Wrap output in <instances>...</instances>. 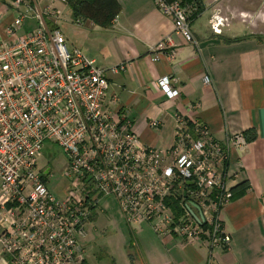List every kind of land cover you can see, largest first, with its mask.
<instances>
[{
    "label": "built area",
    "instance_id": "1",
    "mask_svg": "<svg viewBox=\"0 0 264 264\" xmlns=\"http://www.w3.org/2000/svg\"><path fill=\"white\" fill-rule=\"evenodd\" d=\"M55 1L68 5V0H50L40 10L30 0H0L7 13L20 12L0 36L2 251L15 264H90L86 227L109 197L117 200L129 225L148 223L160 237L229 247L232 236L221 216L232 199L227 164L234 150L247 146L244 134L221 141L206 124L178 116L171 148L143 144L129 114L110 106V99L118 105V97L109 93L108 69L68 44ZM154 2L173 19L174 34L197 43L194 5ZM27 18L36 26L20 34ZM163 45L176 47L171 36ZM153 53L158 61L159 48ZM125 68L121 64L113 71ZM158 84L169 98L180 95L168 76ZM47 144L67 156L73 186L62 197L50 189V169L39 167Z\"/></svg>",
    "mask_w": 264,
    "mask_h": 264
},
{
    "label": "crops",
    "instance_id": "2",
    "mask_svg": "<svg viewBox=\"0 0 264 264\" xmlns=\"http://www.w3.org/2000/svg\"><path fill=\"white\" fill-rule=\"evenodd\" d=\"M199 1L202 11L192 21L197 43L174 34L173 19L154 0H119L122 10L106 28L89 19L73 20L70 10L79 40L64 35L70 46L88 56L90 51L108 69L109 93L118 97V105L110 99V106L129 114L143 144L171 148L178 116L206 124L221 141L239 132L248 140L227 164L232 199L221 216L232 236L229 247L211 248L205 239L186 243L160 237L148 223L130 225L136 264H264V0ZM30 3L44 10L50 0ZM63 6L69 8L53 3L62 13ZM0 12V36L5 37L11 17L2 5ZM33 21H25L19 33L35 27ZM168 36L176 47L161 48ZM156 48L158 61L153 60ZM121 64L125 70L114 72ZM163 76L180 91L178 97L169 98L159 86ZM87 236L88 231L83 242ZM0 264H15L1 246Z\"/></svg>",
    "mask_w": 264,
    "mask_h": 264
},
{
    "label": "rangeland",
    "instance_id": "3",
    "mask_svg": "<svg viewBox=\"0 0 264 264\" xmlns=\"http://www.w3.org/2000/svg\"><path fill=\"white\" fill-rule=\"evenodd\" d=\"M63 8L59 28L66 36L79 40L77 23L72 21L70 9ZM22 9L25 10L26 7ZM19 13L12 9L8 17L12 18ZM29 20L27 18L26 21ZM88 53L92 56L90 51ZM39 167L50 168L53 175L50 189L58 197L64 196L67 189L73 186V179L68 172L67 156L59 146H45L39 159ZM86 230L88 236L84 242L89 244L86 246V256L90 264H136L137 246L132 234L133 228L127 223L116 199L109 197L101 201Z\"/></svg>",
    "mask_w": 264,
    "mask_h": 264
},
{
    "label": "trees",
    "instance_id": "4",
    "mask_svg": "<svg viewBox=\"0 0 264 264\" xmlns=\"http://www.w3.org/2000/svg\"><path fill=\"white\" fill-rule=\"evenodd\" d=\"M181 1L185 5L191 4L197 8L193 19L202 11L199 0ZM68 6L72 11L73 20L78 18L89 19L104 28L109 27L122 10L119 0H68ZM174 206H178L177 201H174Z\"/></svg>",
    "mask_w": 264,
    "mask_h": 264
},
{
    "label": "water",
    "instance_id": "5",
    "mask_svg": "<svg viewBox=\"0 0 264 264\" xmlns=\"http://www.w3.org/2000/svg\"><path fill=\"white\" fill-rule=\"evenodd\" d=\"M196 207L198 208V206L196 205ZM199 209V208H198Z\"/></svg>",
    "mask_w": 264,
    "mask_h": 264
}]
</instances>
